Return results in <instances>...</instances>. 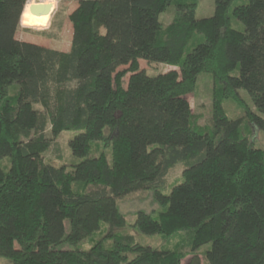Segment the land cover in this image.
Here are the masks:
<instances>
[{"label": "trees", "instance_id": "trees-1", "mask_svg": "<svg viewBox=\"0 0 264 264\" xmlns=\"http://www.w3.org/2000/svg\"><path fill=\"white\" fill-rule=\"evenodd\" d=\"M27 1L0 0V256L13 264H182V251L115 232L127 226L118 200L147 190L161 210L140 211L135 226L152 236L192 234L188 264H201L208 244L206 264H264V149L224 109L238 103L264 130V0H215L204 19L198 0H80L66 52L19 39L31 31L21 26ZM238 2L243 32L231 24ZM172 5L164 28L160 16ZM141 60L179 71L151 77ZM201 74L216 83L211 130L189 101ZM66 131L77 133L71 148L81 159L57 168L45 154ZM180 164L183 182L165 194Z\"/></svg>", "mask_w": 264, "mask_h": 264}, {"label": "rangeland", "instance_id": "rangeland-1", "mask_svg": "<svg viewBox=\"0 0 264 264\" xmlns=\"http://www.w3.org/2000/svg\"><path fill=\"white\" fill-rule=\"evenodd\" d=\"M29 1V2H28ZM28 4L38 3L46 0H28ZM80 0H59L55 6V11L52 15L50 22L44 23L33 19H27L22 16V28H31V31L25 32L20 30L18 37L20 40L32 42L35 44L42 45L47 48H51L59 51H69L73 37V21L74 15L78 8ZM247 1V0H245ZM244 1V2H245ZM238 2L233 5L230 16L232 27L240 32L245 31L244 25L235 18L233 12L235 6L241 4ZM176 14V8L172 5L168 7L166 12L160 16V22L164 28H166L174 19ZM215 14V0H198L197 18H211ZM140 71H145L146 75L154 77L163 73H168L176 68L165 66L154 62H148L145 60L139 61ZM122 70L127 67L121 68ZM131 73L128 74L124 79V88L127 89L129 78ZM216 83L213 76L209 74H201L198 77L197 87L195 92L189 96V101L193 112L199 117V126L204 130L212 129V105H213V94ZM18 89L17 85L10 88V94L16 92ZM244 99L246 106L258 114L253 101L249 94L245 91L240 92ZM37 110L42 109L41 105H35ZM225 112L230 120H242L241 133L242 136L248 138L253 142L254 146L258 149H264V130L256 128L247 117L246 109L240 106L234 101H226L224 103ZM264 118V116H262ZM77 133L66 131L59 135L53 142L51 149L45 154V161L53 166L59 168L64 165H71L78 163L81 157H77L74 152V148L71 146L74 142V138ZM99 151L96 150L98 154ZM109 162L112 163L111 149L107 150ZM94 153V154H96ZM9 160L2 162V166L5 167L9 164ZM184 165H177L172 169L166 176L164 183L166 190L165 194H169L172 188L183 182V171ZM118 207L125 216L127 226L124 229L115 230L119 235H128L134 237L136 243L151 247L153 249L161 251H182L186 258L182 261V264H188L192 255L190 254L191 249V237L193 236L187 231L177 233L173 236L166 237L163 235H145L138 230L135 226L137 215L140 211L153 214L155 217L158 216V212L161 210L159 205L155 202L153 191H139L132 193L131 195L118 200ZM69 228V222L66 223ZM110 230L109 225H104L102 228L103 232ZM102 236L97 234L93 240L100 241ZM93 245V242H85L81 245L83 250H89ZM212 245L208 244L200 248L197 255L200 257L201 264H206L205 256L208 251L211 250ZM66 248H71L66 245ZM0 264H13V262L7 258L0 256Z\"/></svg>", "mask_w": 264, "mask_h": 264}, {"label": "bare ground", "instance_id": "bare-ground-1", "mask_svg": "<svg viewBox=\"0 0 264 264\" xmlns=\"http://www.w3.org/2000/svg\"><path fill=\"white\" fill-rule=\"evenodd\" d=\"M58 1L59 0H46V1L38 2V3L27 4L23 12V17L27 19H33L39 22H44V23L50 22L52 19V15L55 11V6ZM32 7H39V8L49 7L50 11L43 15H36L32 13L31 11Z\"/></svg>", "mask_w": 264, "mask_h": 264}, {"label": "water", "instance_id": "water-1", "mask_svg": "<svg viewBox=\"0 0 264 264\" xmlns=\"http://www.w3.org/2000/svg\"><path fill=\"white\" fill-rule=\"evenodd\" d=\"M26 8V6H25ZM32 13L36 14V15H43L46 14L50 11L49 7H43V8H39V7H32L31 9Z\"/></svg>", "mask_w": 264, "mask_h": 264}]
</instances>
